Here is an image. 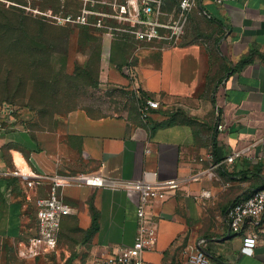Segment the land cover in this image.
I'll return each mask as SVG.
<instances>
[{"label": "crops", "instance_id": "1", "mask_svg": "<svg viewBox=\"0 0 264 264\" xmlns=\"http://www.w3.org/2000/svg\"><path fill=\"white\" fill-rule=\"evenodd\" d=\"M195 7L180 43L141 50L133 66L113 63L114 42L104 40L101 80L126 89L134 108L93 114L81 107L56 129H40L31 111L0 116V264H38L46 255L21 250L39 234L37 200L50 187L28 190L1 174L17 164L51 174L178 179L177 189L149 206L157 242L146 260L189 264L190 252L201 248L210 264H264V214L240 232L227 218L232 204L264 185L257 159L264 156V0H198ZM147 98L161 105L145 117ZM241 150V157L226 160ZM63 199L72 212L61 229L76 221L85 233L73 264H94L133 245L138 217L128 192L70 186ZM95 216L98 229L91 231ZM251 233L257 245L246 254L243 240Z\"/></svg>", "mask_w": 264, "mask_h": 264}, {"label": "rangeland", "instance_id": "2", "mask_svg": "<svg viewBox=\"0 0 264 264\" xmlns=\"http://www.w3.org/2000/svg\"><path fill=\"white\" fill-rule=\"evenodd\" d=\"M75 2L0 0V105L12 102L21 112L31 111L40 129L66 126L69 113L81 107L93 114L134 108L136 98L126 89L101 80L104 40H113L110 59L120 67L133 66L139 51L161 45L136 39V25L127 19L128 0ZM180 2H161V22L177 19ZM71 5L79 6V15L68 19ZM82 15L85 23L79 22ZM77 143L72 138L71 144ZM84 234L76 221L66 230L62 226L57 246L38 264H73Z\"/></svg>", "mask_w": 264, "mask_h": 264}, {"label": "built area", "instance_id": "3", "mask_svg": "<svg viewBox=\"0 0 264 264\" xmlns=\"http://www.w3.org/2000/svg\"><path fill=\"white\" fill-rule=\"evenodd\" d=\"M162 1L128 0L130 9L127 19L136 25L132 33L137 40L175 46L180 43L186 33L189 16L193 8L197 6V0H181L178 17L170 23H163L159 18ZM79 22H86L85 15L79 16ZM160 105L158 100L147 98L141 110L146 117L152 109H157ZM20 109L13 103L3 102L0 105V116L12 119L21 111ZM4 127V124L0 122V129ZM244 152V150L232 152L226 160L232 162L241 157ZM257 159L261 161L264 177V156L259 155ZM1 174L19 178L28 190L45 183H48L50 187L48 196L37 200L39 234L30 241L29 247L21 250L24 256L47 253L57 246L62 219L72 212V207L63 199L65 188L92 186L128 192L137 208L138 222L135 241L132 246L121 247L108 256L96 258L94 264H155L144 258V254L151 250L157 242V228L148 209L153 201L165 200L172 190L180 186L178 179L154 180L146 175L139 179H125L92 173L51 174L39 172L30 165L22 167L18 164L15 168L5 170ZM263 214L264 185L247 198L232 204L227 211V218L231 230L240 232L247 220L259 221ZM256 245L257 235L248 234L244 237L242 251L246 254H253ZM188 263L210 264V260L203 249L197 248L190 252Z\"/></svg>", "mask_w": 264, "mask_h": 264}, {"label": "trees", "instance_id": "4", "mask_svg": "<svg viewBox=\"0 0 264 264\" xmlns=\"http://www.w3.org/2000/svg\"><path fill=\"white\" fill-rule=\"evenodd\" d=\"M61 1H66V0H61ZM72 1H76L77 2V0H72ZM95 1H102V0H95ZM70 8H71V10H69L67 12V14H66L67 18H71V16H73V13L75 15H79V6L71 5ZM52 9H54V8H52ZM118 67L121 68L120 66H118ZM10 103H12V102H10ZM91 229H92L91 231H96L98 229V222H97V217L96 216L93 219V225H92Z\"/></svg>", "mask_w": 264, "mask_h": 264}]
</instances>
